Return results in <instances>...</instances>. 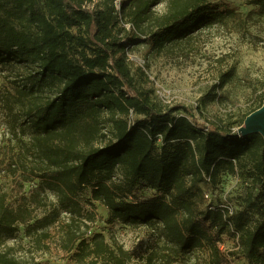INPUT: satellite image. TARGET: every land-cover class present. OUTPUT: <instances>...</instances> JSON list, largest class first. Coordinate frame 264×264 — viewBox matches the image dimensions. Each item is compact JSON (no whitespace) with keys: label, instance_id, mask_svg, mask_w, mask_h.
Segmentation results:
<instances>
[{"label":"trees","instance_id":"obj_1","mask_svg":"<svg viewBox=\"0 0 264 264\" xmlns=\"http://www.w3.org/2000/svg\"><path fill=\"white\" fill-rule=\"evenodd\" d=\"M165 1L127 0L119 10L117 0H0V62L35 64L38 82L56 89L54 98L36 109L33 122L40 131L31 143L13 149L0 144V172L13 177L10 191L0 190V264H25L2 249L20 225L42 250L47 229L62 211L70 214L64 249L78 250L79 262L131 264L129 254L110 247L102 234L88 239L74 227L80 209L76 197L89 186L93 200L108 209L110 222L159 221L164 238L180 252L209 247L215 264H234L236 253L220 251L226 236L238 241L246 263L264 264V138H240L235 132L263 106L264 92L233 126L204 124L191 119L193 110L184 105L160 107L145 71L134 74L128 63L129 46L138 39L161 54L204 28L240 16L220 0H169L168 11L159 16L154 10ZM247 5L250 18L264 27V0H247ZM234 76L221 74L216 88L222 90ZM218 97L214 92L204 100ZM103 115L114 141L96 147L106 137ZM117 167L124 176L120 182L112 181ZM239 170L249 181L237 209L206 205L203 187ZM36 180L37 187L27 193V184ZM47 190L58 201L42 211L47 204L41 193Z\"/></svg>","mask_w":264,"mask_h":264},{"label":"rangeland","instance_id":"obj_2","mask_svg":"<svg viewBox=\"0 0 264 264\" xmlns=\"http://www.w3.org/2000/svg\"><path fill=\"white\" fill-rule=\"evenodd\" d=\"M126 1L117 0V8L120 10ZM220 1L229 3L240 17L204 28L190 40L168 46L161 54L153 52L142 38L138 39L129 46L128 63L134 74L139 73L138 69L145 71L148 90L160 107L181 104L192 109L191 119L200 123L233 126L259 104L257 97L264 92V27L262 22L248 15L252 7L247 5V0ZM168 7L169 0L154 11L161 16ZM38 71V66L31 63L0 62V144L3 146L13 149L21 142L29 144L40 131L34 125L33 116L38 107L54 98L56 89L40 84ZM230 71L234 78L225 88L218 90L220 75ZM214 92L219 95L217 100L205 102V96ZM102 119L106 137L100 138L96 147L114 141L107 116L103 115ZM29 160L34 161L32 157ZM123 179L122 170L117 167L112 181ZM248 181L245 170H239L235 175L222 173L217 183L203 187L205 194L210 195L205 204L237 209V197L243 193ZM38 183L36 180L27 184L26 192L35 189ZM12 184V175L1 171L0 190L8 192ZM92 189V186L86 187L76 197L80 209L74 227L88 239L93 234H102L110 247L123 249L129 254L131 264H215L209 247L180 252L164 238L163 224L159 221L147 224H130L122 220L110 222L108 209L93 200ZM41 198L47 204L42 211L56 207L58 197L55 193L47 190L41 193ZM69 218V213L61 212L59 221L47 229L50 235L42 243V250L26 237L23 225L15 235L4 239L2 249L25 264H89L77 260L74 255L78 250L69 252L64 249L68 243L65 225ZM220 251L227 255L236 253L234 264H248L242 258L236 239L224 236Z\"/></svg>","mask_w":264,"mask_h":264},{"label":"water","instance_id":"obj_3","mask_svg":"<svg viewBox=\"0 0 264 264\" xmlns=\"http://www.w3.org/2000/svg\"><path fill=\"white\" fill-rule=\"evenodd\" d=\"M237 134L240 138L253 134H258L264 138V104L245 119Z\"/></svg>","mask_w":264,"mask_h":264},{"label":"built area","instance_id":"obj_4","mask_svg":"<svg viewBox=\"0 0 264 264\" xmlns=\"http://www.w3.org/2000/svg\"><path fill=\"white\" fill-rule=\"evenodd\" d=\"M209 196H210L209 194H205V201H206V202L210 200V197H209ZM207 203H208V202H207Z\"/></svg>","mask_w":264,"mask_h":264}]
</instances>
